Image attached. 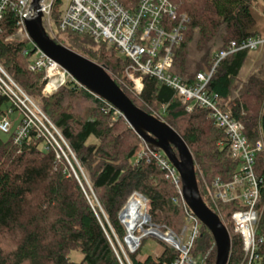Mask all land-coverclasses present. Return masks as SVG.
I'll list each match as a JSON object with an SVG mask.
<instances>
[{
	"label": "trees",
	"instance_id": "trees-1",
	"mask_svg": "<svg viewBox=\"0 0 264 264\" xmlns=\"http://www.w3.org/2000/svg\"><path fill=\"white\" fill-rule=\"evenodd\" d=\"M65 2L54 1V27ZM180 10L189 18L184 39L175 47L172 73L187 83L198 72L210 71L215 55L231 41L264 37V0H180ZM17 21L18 16L8 11L0 22V62L62 131L88 174L91 189L69 174L66 162L57 159L53 150H45L34 132L21 144L15 143L20 115L13 117L8 139L0 135V264H172L179 251L169 244L156 255L143 256L141 248L130 250L129 262L118 247L126 243L128 232L120 213L136 192L149 200L154 225L181 234L187 223L183 196L160 163V156L167 159L165 152L151 148L118 109L75 81L44 95V75L29 68L24 54L27 42L8 39L16 32ZM52 38L105 64L137 106L166 121L184 138L194 156L201 195L229 229L228 264H240L243 244L231 218L237 206L233 202L218 209L210 202L213 181L219 176L229 179L233 170L225 130L205 108L195 105L189 111L176 88L154 76L145 75L143 92L135 93L126 75L129 61L107 40L69 30ZM215 69L208 90L224 111L244 124L251 143L264 142V44L228 54ZM14 112L0 94V117ZM256 173L264 180V150L257 154ZM260 188L258 234L264 236V183ZM72 250H81L83 259L71 260ZM192 255L215 264V239L202 222ZM257 255L254 264H264V242L259 243Z\"/></svg>",
	"mask_w": 264,
	"mask_h": 264
},
{
	"label": "built area",
	"instance_id": "built-area-1",
	"mask_svg": "<svg viewBox=\"0 0 264 264\" xmlns=\"http://www.w3.org/2000/svg\"><path fill=\"white\" fill-rule=\"evenodd\" d=\"M54 1L41 0L43 24L51 37H56L60 30H69L91 35L96 40H107L129 61L126 75L132 82L135 93L143 92L145 75L154 76L161 83L176 88L183 101L187 103L189 111L195 105L208 110L215 124L229 135L232 174L229 179L219 176L213 181L210 202L218 209L233 202L236 204L237 209L232 212L231 218L234 229L241 235L243 244L244 258L240 264H254L258 258L259 243L264 242V236L258 234V223L261 218L260 187L264 180L256 173V157L258 152L264 150V142L262 139L256 144L249 141L248 136L245 135L244 124L219 106L217 97L208 90V85L215 68L228 54L240 49H257L264 44V37L257 36L240 43L231 41L227 49L215 55L210 71L198 72L195 80L187 83L172 73L175 47L184 39L189 18L187 13L181 12L180 0H66L58 27H54L52 18ZM31 2L32 0H0V22L8 11L18 16L17 30L8 39L20 36L21 41L27 42L24 54L28 57L29 68L44 75V95L54 94L70 81L81 85L66 68L43 52L30 37L25 18L31 13ZM28 44H32L31 49L28 48ZM0 94L6 96L12 107L20 113V123L15 129V143L21 144L31 132H34L35 136L41 139L45 150H53L57 159L65 161L69 174L74 175L83 186L82 179H86V175L71 144L49 115L1 62ZM118 112L121 113L119 110ZM12 119L13 115L10 113L0 117L2 132L11 131ZM159 159L183 196L181 177L176 167L168 158L160 156ZM135 195L141 196L140 192H136L131 198ZM131 198L121 212L120 218L123 222ZM144 202L145 208L147 204L145 199ZM185 206L187 223L181 234H176L171 229L163 232L154 224H150L151 226L145 229V233L147 236H158L179 251V257L172 264H205L200 257L192 255L195 239L200 235L201 221L186 202ZM216 213L221 215L217 211ZM221 219L223 220L222 216ZM138 226L143 228L142 224ZM137 238L138 244L134 247L129 243L127 245L131 251L138 249L141 237Z\"/></svg>",
	"mask_w": 264,
	"mask_h": 264
},
{
	"label": "water",
	"instance_id": "water-1",
	"mask_svg": "<svg viewBox=\"0 0 264 264\" xmlns=\"http://www.w3.org/2000/svg\"><path fill=\"white\" fill-rule=\"evenodd\" d=\"M30 11L25 25L36 45L66 68L83 87L117 108L146 144L165 152L181 177V191L186 204L214 236L217 247L215 264H228L232 245L229 229L201 195L194 156L184 138L166 121L137 106L105 64L97 63L55 41L43 24L41 0H32ZM147 216L150 219V215ZM129 237L127 233V245Z\"/></svg>",
	"mask_w": 264,
	"mask_h": 264
},
{
	"label": "rangeland",
	"instance_id": "rangeland-1",
	"mask_svg": "<svg viewBox=\"0 0 264 264\" xmlns=\"http://www.w3.org/2000/svg\"><path fill=\"white\" fill-rule=\"evenodd\" d=\"M21 39V37L20 36H17V37H14L13 39H11V40H17V41H21L20 40ZM28 48L29 49H31L32 48V44H28ZM110 72V71H109ZM42 93H43V91H42ZM44 94V93H43ZM12 115H13V117H17V115H20V113L18 112V111H16V112H14V113H12ZM0 135H1V137L2 138H4V139H8V134H6V133H2L1 131H0ZM85 172V175H86V179H84V181H85V183H86V185L91 189V185H90V183H89V176H88V174L86 173V171H84ZM92 195H95L94 194V192H92L91 193ZM90 195V194H89ZM141 196H142V198L143 199H145V201H146V206H145V208L143 209V212L144 213H146V214H149V212H148V204H149V201L147 200V198L145 197V196H143L142 194H141ZM131 198V197H130ZM138 199H140V201L142 202L143 201V199L141 200V198L139 197ZM130 200V199H129ZM129 200H128V202H129ZM128 202H127V204H128ZM144 202V201H143ZM127 204L124 206V208L122 209V211L121 212H123L124 211V209L126 208V206H127ZM120 215H121V213H120ZM122 221V220H121ZM122 223L124 224V226L126 227V224L122 221ZM150 224H153L152 222H151V217H150V220H149V218L147 219V222L146 223H144V224H142L143 225V228H141L140 226H137L136 228H135V230H134V236H137V237H141V240L139 241V245H138V249L139 248H141V253H143V256L144 255H150V254H159L162 250H163V248H164V246H165V244H167L165 241H163L161 238H159L158 236H155V235H146V233H145V229L146 228H149L151 225ZM126 229H127V227H126ZM171 229V228H170ZM161 230L163 231V232H165L164 231V229L163 228H161ZM169 230V229H168ZM128 231V230H127ZM173 231V230H172ZM168 245V244H167ZM118 247H119V249L121 250V253H122V255H123V257L125 258V260L127 261L128 259H129V251H130V249H129V247L127 246V244L126 243H118ZM69 257L71 258V260H73V261H76V262H79V261H81L82 259H83V257H84V254H83V252L81 251V250H72L70 253H69Z\"/></svg>",
	"mask_w": 264,
	"mask_h": 264
},
{
	"label": "bare ground",
	"instance_id": "bare-ground-1",
	"mask_svg": "<svg viewBox=\"0 0 264 264\" xmlns=\"http://www.w3.org/2000/svg\"><path fill=\"white\" fill-rule=\"evenodd\" d=\"M140 195H135L131 198V201L126 209V212L124 214V222L126 224L128 233L130 234V237L128 238L129 244L134 247L136 244H138V238L134 236V230L139 224H144L147 222V215L143 212V208L145 205L144 199Z\"/></svg>",
	"mask_w": 264,
	"mask_h": 264
},
{
	"label": "crops",
	"instance_id": "crops-1",
	"mask_svg": "<svg viewBox=\"0 0 264 264\" xmlns=\"http://www.w3.org/2000/svg\"><path fill=\"white\" fill-rule=\"evenodd\" d=\"M144 256H146V255H144Z\"/></svg>",
	"mask_w": 264,
	"mask_h": 264
}]
</instances>
